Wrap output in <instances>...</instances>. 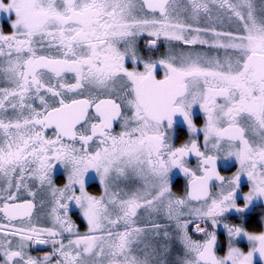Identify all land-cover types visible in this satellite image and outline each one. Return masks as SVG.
Listing matches in <instances>:
<instances>
[{
    "label": "snow or ice",
    "instance_id": "6c2138e0",
    "mask_svg": "<svg viewBox=\"0 0 264 264\" xmlns=\"http://www.w3.org/2000/svg\"><path fill=\"white\" fill-rule=\"evenodd\" d=\"M0 13V264H264V0Z\"/></svg>",
    "mask_w": 264,
    "mask_h": 264
},
{
    "label": "flooded vegetation",
    "instance_id": "af4514ba",
    "mask_svg": "<svg viewBox=\"0 0 264 264\" xmlns=\"http://www.w3.org/2000/svg\"><path fill=\"white\" fill-rule=\"evenodd\" d=\"M4 18L6 19V17H4V14L0 13V20H3ZM175 179L178 181L177 188H182V186H183V177H182V175L177 174Z\"/></svg>",
    "mask_w": 264,
    "mask_h": 264
}]
</instances>
